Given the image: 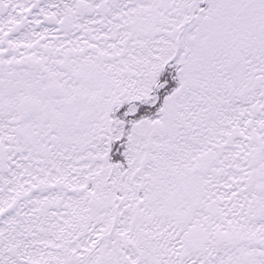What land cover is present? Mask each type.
I'll use <instances>...</instances> for the list:
<instances>
[{"label": "flooded vegetation", "instance_id": "flooded-vegetation-1", "mask_svg": "<svg viewBox=\"0 0 264 264\" xmlns=\"http://www.w3.org/2000/svg\"><path fill=\"white\" fill-rule=\"evenodd\" d=\"M35 250L264 264V0H0V264Z\"/></svg>", "mask_w": 264, "mask_h": 264}, {"label": "rangeland", "instance_id": "rangeland-1", "mask_svg": "<svg viewBox=\"0 0 264 264\" xmlns=\"http://www.w3.org/2000/svg\"><path fill=\"white\" fill-rule=\"evenodd\" d=\"M141 5V4H140ZM188 4L187 3H184V4H181V5H179V7L181 8V10L179 11V10H172V11H170V14L167 16V17H165L164 18V23L166 24V25H168V26H170V24H173L174 25V30H176V28L182 23L181 21L182 20H187V13L184 11L185 9V7L187 6ZM145 6V5H144ZM183 16H185L186 17V19H182L183 18ZM187 34V33H186ZM163 44H165L166 45V42H163ZM162 47H163V45L162 44H160V48L162 49ZM153 49H154V52H152V55H153V62H152V67H157L158 66V63L155 61L156 60V57H158V56H160V55H162V56H165L164 54H162L161 52H159V46H158V44L156 43V44H154L153 45ZM169 49V47L168 46H166L165 48H164V51L166 52V50H168ZM170 50V49H169ZM168 50V51H169ZM186 71L184 72V73H182L181 74V76H182V79H184V81H186ZM155 76L156 75H153V79L155 78ZM203 79V78H202ZM150 81H152V78H148L147 79V81L145 82V79H144V82H142V86H144V88H149L150 87ZM203 82L204 81H202V83H201V85H199V88H200V86H201V89H203ZM153 83H154V81H153ZM153 83L151 84V87H152V85H153ZM150 87V88H151ZM187 92L190 94V100H189V105H192V103H193V97L194 96H196V93H192V89L190 90V89H187ZM198 95V94H197ZM201 96H202V94H201ZM180 99V98H179ZM178 104H179V102H178V100L177 99H175V96H172V99L170 100V102H169V107L168 106H166V105H164L165 106V110H164V112L163 111H161V112H157L156 110H155V112H154V119L156 120V122H158L159 124H164L165 122H167L166 124H164V126L161 128V131L162 130H165L166 132L170 129H172V124H171V120H173V114L175 113V111H176V108H177V106H178ZM154 105H155V101H154ZM167 109H168V113H169V116H168V114H167ZM182 110H184L185 111V114H187L188 113V111H189V108H188V106H183L182 107ZM169 122V123H168ZM162 134L164 135V133L162 132ZM162 139V137L161 136H159L158 137V139H156L155 141L157 142V141H159V140H161ZM164 144H167V142L166 141H162L161 142V146L162 145H164ZM37 199V197H35V200ZM37 202H38V200L37 201H33V204H37ZM32 207H34L33 205H31V208ZM31 208H26V210L24 211V214H25V218H32V216H31V214H30V212H32V210H31ZM75 210H77V208H75V207H72V209H71V211L73 212V213H75ZM60 220H62V221H65V222H67V223H69L68 221H69V218L68 217H65V213L64 212H62V211H60V212H58V214L56 215ZM53 225H54V223H53ZM41 241H43V240H41ZM48 242H50V240L48 239L47 240ZM45 242V241H44ZM30 252V251H29ZM39 253V250H35L34 252H31V255H29V256H25V261H26V263L24 262L23 264H39L40 262H39V260H40V258L41 259H43L44 261H45V259L48 257H50L51 259H55V257H56V255L53 253V255L51 256V255H49V256H45V254H38ZM15 264H19V263H15Z\"/></svg>", "mask_w": 264, "mask_h": 264}]
</instances>
